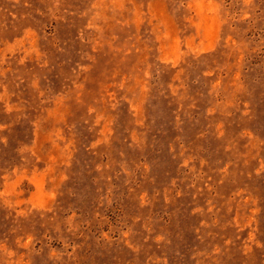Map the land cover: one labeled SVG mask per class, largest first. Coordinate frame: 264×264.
Wrapping results in <instances>:
<instances>
[{
    "label": "rangeland",
    "instance_id": "1",
    "mask_svg": "<svg viewBox=\"0 0 264 264\" xmlns=\"http://www.w3.org/2000/svg\"><path fill=\"white\" fill-rule=\"evenodd\" d=\"M0 264H264V0H0Z\"/></svg>",
    "mask_w": 264,
    "mask_h": 264
}]
</instances>
